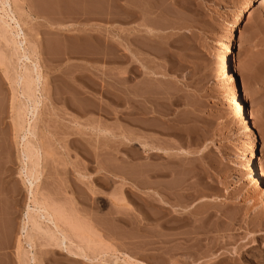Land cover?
I'll list each match as a JSON object with an SVG mask.
<instances>
[{"label":"rangeland","instance_id":"obj_1","mask_svg":"<svg viewBox=\"0 0 264 264\" xmlns=\"http://www.w3.org/2000/svg\"><path fill=\"white\" fill-rule=\"evenodd\" d=\"M243 1L10 0L40 45L36 201L61 222L80 211L99 233L84 223L94 248L79 263L38 236L37 264H264V186L255 195L246 178L252 141L233 116L224 52ZM244 24L237 67L264 174V6ZM1 44L0 264H23L33 203L18 128L33 119Z\"/></svg>","mask_w":264,"mask_h":264},{"label":"bare ground","instance_id":"obj_2","mask_svg":"<svg viewBox=\"0 0 264 264\" xmlns=\"http://www.w3.org/2000/svg\"><path fill=\"white\" fill-rule=\"evenodd\" d=\"M255 4L260 7L264 6V0H244L241 6L236 10V19L230 24L227 41L224 44V52L226 58V72L232 79L235 93V97L232 101L233 116L236 119L235 121H238L240 124L242 134L252 141L249 148L247 149V156L245 158L246 178L249 181L248 183L251 186L253 193L255 195H260L263 191L261 190V187L264 186L263 164L260 162V154L262 153L263 149L262 143L258 142V134L255 132L251 123V119L246 114L245 110L246 93L242 88V80L239 76L240 71L237 67V52L239 49L237 47L236 40V35L238 32L237 28L241 25V23L245 25L244 19L247 9L251 6H255ZM27 37L28 36L20 24L18 13L13 10L10 5V0H0V40L4 45L3 48H6V52L2 51L3 53L1 52V54L15 71V81L17 83L15 84L18 86L21 85L23 87V96L25 97L27 103L29 105L31 104V107L28 105V113L33 119H31L32 122H23L18 128L19 132L23 134L22 141L24 144L22 148L23 151L21 152L22 158L24 160L21 175L24 182L30 185V196L33 203V206H29L27 212L25 213L24 223L21 227V233L19 236V243H22V240L26 241V244H28L30 249L24 251L20 250L19 258L21 259V262L23 261V264H37V257L33 251L35 248V239L40 236L48 239L49 242H53L54 246L58 248L57 251L65 254L67 258L73 262H89L92 261V257H89L90 254H88V251L90 250L93 252L92 249L94 248V243L90 240V238L85 237L84 226H88V232L89 234L93 235V237L98 236V227L96 228L92 222H85L86 220L89 221V219L84 216L82 217V214L78 210L73 212L75 213V217L72 216L70 218L71 215H68V213L67 215L64 214L65 216L61 215L63 219L65 218V224L62 226L60 224L61 220H59L60 217H57L55 213L50 212L51 209L49 211L45 205L42 204L43 206H41V204H38L33 193V188L39 179L36 177V173L39 172L38 170L41 165V159L40 149L35 146L31 140L29 141L28 138L34 137L35 135L32 124L35 121L38 105L41 103L38 93L40 91L39 85L42 75L38 62L41 61V53L39 50L40 45H37V41H29ZM263 91L264 79L261 80L258 86L255 88V94H261ZM135 127L136 128H133L136 129L135 134L133 135L135 136L134 144H140L144 148H148V146L146 147L147 144L141 142L139 138V135H142L143 133L139 134L140 132H138V124H135ZM19 132L17 134H19ZM156 150H153V152L150 153V156L160 157L165 151L164 149H162L163 151L161 149H158L157 151ZM170 157L168 158L170 159ZM64 213H66V210ZM58 216L60 215L58 214ZM5 231L6 230H4L3 239H7V236H9L7 235V232L5 233ZM119 262L120 259L117 258L114 264H118Z\"/></svg>","mask_w":264,"mask_h":264}]
</instances>
